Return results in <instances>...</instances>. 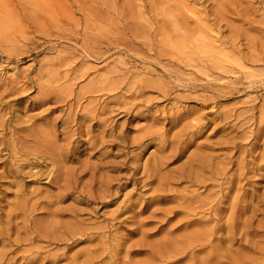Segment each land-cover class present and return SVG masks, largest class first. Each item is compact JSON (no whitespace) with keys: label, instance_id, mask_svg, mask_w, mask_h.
<instances>
[{"label":"rangeland","instance_id":"1","mask_svg":"<svg viewBox=\"0 0 264 264\" xmlns=\"http://www.w3.org/2000/svg\"><path fill=\"white\" fill-rule=\"evenodd\" d=\"M262 152L264 0H0V264H264Z\"/></svg>","mask_w":264,"mask_h":264},{"label":"bare ground","instance_id":"2","mask_svg":"<svg viewBox=\"0 0 264 264\" xmlns=\"http://www.w3.org/2000/svg\"><path fill=\"white\" fill-rule=\"evenodd\" d=\"M260 157H261L262 161H264V152L260 153ZM256 166H257V168H261V167H264V164L258 165V163H257ZM31 168H33V167H31ZM215 173H217V171ZM234 226L236 227L235 223H234ZM230 228H233V226H230Z\"/></svg>","mask_w":264,"mask_h":264}]
</instances>
